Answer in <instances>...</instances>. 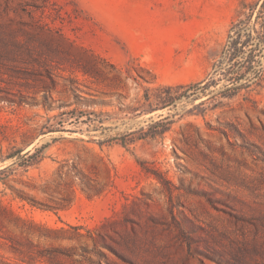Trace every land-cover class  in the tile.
Returning <instances> with one entry per match:
<instances>
[{"label":"rangeland","instance_id":"1","mask_svg":"<svg viewBox=\"0 0 264 264\" xmlns=\"http://www.w3.org/2000/svg\"><path fill=\"white\" fill-rule=\"evenodd\" d=\"M261 1L0 0V264H264Z\"/></svg>","mask_w":264,"mask_h":264},{"label":"trees","instance_id":"2","mask_svg":"<svg viewBox=\"0 0 264 264\" xmlns=\"http://www.w3.org/2000/svg\"><path fill=\"white\" fill-rule=\"evenodd\" d=\"M253 10V7H251V11ZM256 10V14L257 15H260L263 11H264V0L261 1L260 5L258 7H256L253 12H255ZM240 30V28L238 27V25L235 23L231 26V30ZM262 31H263V35H264V25L262 26ZM264 43V40L261 41ZM237 42L236 41H232L230 46L231 48L233 49V51L231 52L230 56L231 57H235L236 56V51L238 50V47H237ZM248 59H251V56H248L247 57Z\"/></svg>","mask_w":264,"mask_h":264}]
</instances>
